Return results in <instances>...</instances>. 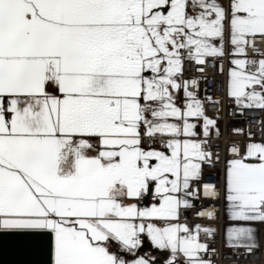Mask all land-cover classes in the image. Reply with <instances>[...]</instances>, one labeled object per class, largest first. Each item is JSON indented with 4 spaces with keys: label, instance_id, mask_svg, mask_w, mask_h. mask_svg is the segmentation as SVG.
I'll return each mask as SVG.
<instances>
[{
    "label": "snow or ice",
    "instance_id": "obj_1",
    "mask_svg": "<svg viewBox=\"0 0 264 264\" xmlns=\"http://www.w3.org/2000/svg\"><path fill=\"white\" fill-rule=\"evenodd\" d=\"M226 36L227 96L264 111V56L247 57L264 0H0V232L31 253L46 243L48 264H160L136 254L144 238L169 253L163 264H214L199 238L214 229L181 216L204 165L221 161L205 107L219 101L199 97L184 62L203 74ZM254 136L225 146V198L230 220L264 223ZM255 232L230 226L228 246L251 255Z\"/></svg>",
    "mask_w": 264,
    "mask_h": 264
},
{
    "label": "built area",
    "instance_id": "obj_2",
    "mask_svg": "<svg viewBox=\"0 0 264 264\" xmlns=\"http://www.w3.org/2000/svg\"><path fill=\"white\" fill-rule=\"evenodd\" d=\"M227 2V0H226ZM227 36L225 38V57L213 61L208 59L205 71L201 74L197 70V65L192 61H185V79H198V88L195 89L201 99L212 97L219 103L205 102L207 114L216 118L220 129V137L215 135L211 138L213 144L212 151L221 154V161L214 166L204 165L202 178L194 185L197 189L196 197L193 199V207L184 212L181 216V222H187L191 227L196 224L206 225L214 229L210 237L200 233L201 242L209 245V251L206 259L213 260L214 264H264V223H258V243L260 247L251 255L244 247H229L224 243L223 225H224V179H223V158L226 144L238 141L243 142L247 139V133H254V138L259 140L264 137V111L255 108L238 109L235 101L226 94V74L231 59ZM264 56V38L257 37L254 46L247 48L248 58H260ZM221 66L224 71H220ZM182 98L183 93L180 92ZM243 129L244 135H238L233 130ZM218 146V147H217ZM205 184L215 185L213 195H205ZM196 200V203H194ZM212 211L214 215H198L200 212ZM215 250L214 252L212 250ZM132 254V253H130ZM183 262V257H180Z\"/></svg>",
    "mask_w": 264,
    "mask_h": 264
},
{
    "label": "water",
    "instance_id": "obj_3",
    "mask_svg": "<svg viewBox=\"0 0 264 264\" xmlns=\"http://www.w3.org/2000/svg\"><path fill=\"white\" fill-rule=\"evenodd\" d=\"M21 238L23 237L0 232V264H48L46 243L43 251L31 253L15 245L14 241ZM41 239L46 242V238Z\"/></svg>",
    "mask_w": 264,
    "mask_h": 264
},
{
    "label": "crops",
    "instance_id": "obj_4",
    "mask_svg": "<svg viewBox=\"0 0 264 264\" xmlns=\"http://www.w3.org/2000/svg\"><path fill=\"white\" fill-rule=\"evenodd\" d=\"M225 201H226V198H225V189H224V202ZM223 215H224L223 234H224L225 245L228 246L227 229L232 225H239L241 223H246L247 226H251V227L256 229L255 235H256L257 241H258L259 226H258L257 222H240V221L230 220L229 219V213H228L227 201H226V205L224 203ZM203 227H206V225H203ZM143 245L147 248V251L144 254H148L150 257H154L157 260H160L159 261L160 264H163L164 260L169 255V253L166 250H157V249L153 248L151 246L150 241H148L146 238H144ZM113 248H116V246H113ZM122 254L125 255L126 258H128V259L133 258V254H130V253H122ZM137 255H143V254H137ZM180 264H183V262L180 261Z\"/></svg>",
    "mask_w": 264,
    "mask_h": 264
},
{
    "label": "rangeland",
    "instance_id": "obj_5",
    "mask_svg": "<svg viewBox=\"0 0 264 264\" xmlns=\"http://www.w3.org/2000/svg\"><path fill=\"white\" fill-rule=\"evenodd\" d=\"M222 2H224V3H226V0H222ZM227 42H228V38H227ZM225 43H226V40H225ZM228 49H229V52L231 53V45H230V43L228 42ZM229 67H230V61H229ZM181 94L179 93V96H180ZM225 203V205H226V201L224 202ZM257 224H258V222H257ZM113 246H116L115 244H113L112 245V247ZM117 247V246H116ZM146 251H147V248L144 246V245H142V247L138 250V252H137V254H144V253H146Z\"/></svg>",
    "mask_w": 264,
    "mask_h": 264
}]
</instances>
